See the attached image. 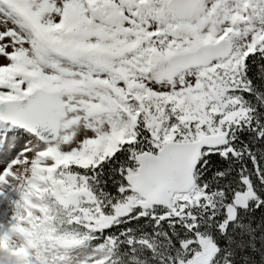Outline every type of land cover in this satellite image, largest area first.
I'll return each mask as SVG.
<instances>
[{"label": "snow or ice", "instance_id": "6c2138e0", "mask_svg": "<svg viewBox=\"0 0 264 264\" xmlns=\"http://www.w3.org/2000/svg\"><path fill=\"white\" fill-rule=\"evenodd\" d=\"M0 264H264V0H0Z\"/></svg>", "mask_w": 264, "mask_h": 264}]
</instances>
